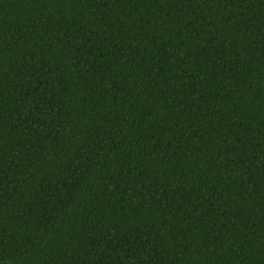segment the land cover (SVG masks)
Masks as SVG:
<instances>
[{
  "label": "trees",
  "instance_id": "obj_1",
  "mask_svg": "<svg viewBox=\"0 0 264 264\" xmlns=\"http://www.w3.org/2000/svg\"><path fill=\"white\" fill-rule=\"evenodd\" d=\"M0 264H264V0H0Z\"/></svg>",
  "mask_w": 264,
  "mask_h": 264
}]
</instances>
